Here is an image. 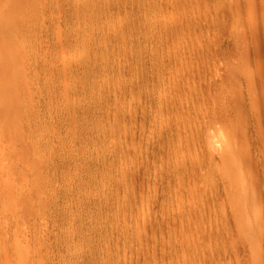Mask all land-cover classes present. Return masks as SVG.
<instances>
[{
    "label": "rangeland",
    "instance_id": "rangeland-1",
    "mask_svg": "<svg viewBox=\"0 0 264 264\" xmlns=\"http://www.w3.org/2000/svg\"><path fill=\"white\" fill-rule=\"evenodd\" d=\"M263 72L264 0H0V264H264V213L240 217L238 179L190 193L166 134L178 97L264 115ZM261 118L238 161L264 158Z\"/></svg>",
    "mask_w": 264,
    "mask_h": 264
},
{
    "label": "bare ground",
    "instance_id": "bare-ground-1",
    "mask_svg": "<svg viewBox=\"0 0 264 264\" xmlns=\"http://www.w3.org/2000/svg\"><path fill=\"white\" fill-rule=\"evenodd\" d=\"M252 55V54H251ZM249 56V55H248ZM254 56H256V55H254ZM243 59H245V58H243ZM240 62H242L241 60H240ZM239 62V63H240ZM238 63V64H239ZM255 63V62H254ZM168 64V63H167ZM170 64V63H169ZM177 64V63H176ZM181 64V63H180ZM180 64H179V66H180ZM243 64H244V61H243ZM243 64H241L242 66H243ZM236 66V65H235ZM246 66H247V64H246ZM256 66V65H255ZM258 66V65H257ZM168 67V66H167ZM175 67V66H174ZM176 67H177V65H176ZM249 67V66H248ZM252 67V66H251ZM180 68V67H179ZM258 68V67H257ZM166 69H168V68H166ZM171 69V68H170ZM173 69V68H172ZM175 70V69H174ZM178 70V69H177ZM176 70V71H177ZM181 70V69H180ZM249 70V69H248ZM263 70V69H262ZM168 71H169V69H168ZM167 71V72H168ZM179 71V70H178ZM183 71V70H182ZM208 71V70H207ZM211 71V70H210ZM218 71V70H217ZM236 71H239V70H236ZM243 71V69L241 70V71H239V72H242ZM258 71V70H257ZM239 72H237V73H239ZM248 72V71H247ZM247 72L246 73H244V71H243V74L245 75V77L243 76L242 78H246L245 80H247V83H246V85H247V94L249 95V96H246V97H248V99L250 98V96H251V100H252V95H251V93L249 94V92H251V91H249V89L251 90L252 89V79H254L255 77V75L253 76V75H247L246 76V74H247ZM169 73V72H168ZM173 73H175V72H173ZM178 73V72H177ZM176 73V74H177ZM181 73V72H180ZM217 73V72H216ZM220 73V72H219ZM257 73V72H256ZM264 73V72H263ZM240 74V73H239ZM202 75V74H201ZM236 75V74H235ZM258 75V74H257ZM262 75V74H261ZM260 75V76H261ZM176 76V75H175ZM174 76V77H175ZM189 76V75H188ZM241 76V75H240ZM259 76V75H258ZM167 77V76H166ZM168 77H173L172 76V74H168ZM168 77H167V79H168ZM191 77V76H190ZM197 77H198V75H197ZM203 77V76H202ZM216 77H218V76H216ZM170 78H169V80H170ZM176 78H178L177 76H176ZM171 79H173V78H171ZM183 79V78H182ZM181 78H180V80H182ZM189 79V78H188ZM194 79V78H193ZM192 79V80H193ZM222 79V78H221ZM176 80L178 81V79H175V82H176ZM190 80H191V78H190ZM189 80V81H190ZM197 80V79H196ZM241 80V79H240ZM244 80V79H243ZM259 80V79H258ZM263 80V79H262ZM174 81V80H173ZM194 81V80H193ZM203 81V80H202ZM206 81V80H205ZM239 81V80H238ZM168 82V81H167ZM167 82H166V85H167ZM170 82H172V80L170 81ZM170 82H169V84H170ZM174 82V83H175ZM182 82V81H181ZM187 82V81H186ZM185 82V83H186ZM216 82V81H215ZM242 82V81H241ZM260 82V81H259ZM179 83V82H178ZM189 83V82H188ZM187 83V84H188ZM204 83V82H203ZM208 84H209V82H207ZM214 83V82H213ZM169 84H168V86H169ZM173 84V83H172ZM171 84V86H173L174 87V84L172 85ZM186 84V85H187ZM192 84V83H191ZM199 84V83H198ZM208 84L206 85V86H208ZM221 84V83H220ZM254 84V86H256L255 85V83H253ZM263 84V83H262ZM262 84H261V86H262ZM180 85H182V83L180 84ZM185 85V84H184ZM190 85V84H189ZM195 85V84H194ZM197 85V84H196ZM196 85H195V87H196ZM224 85V84H223ZM243 85V84H242ZM245 85V84H244ZM243 85V86H244ZM258 85V84H257ZM201 86V85H200ZM260 86V85H259ZM260 86V87H261ZM173 87H171V88H173ZM189 87V86H188ZM198 87V86H197ZM202 87V86H201ZM204 87V86H203ZM218 87V86H217ZM175 88H177V87H175ZM187 88V87H186ZM191 88V87H190ZM200 88V87H199ZM209 88H210V86H209ZM262 88V87H261ZM170 89V88H169ZM185 89V88H184ZM184 89H183V92H184ZM195 89V88H194ZM193 89V90H194ZM203 89H205V88H203ZM217 89V88H216ZM221 89H222V87H221ZM263 89V88H262ZM176 90V89H175ZM179 89L177 88V90L176 91H178ZM187 90H189V89H187ZM193 90H192V92H193ZM244 90V89H243ZM255 90H258V89H256L255 88ZM254 90V91H255ZM172 91H174V89L172 90ZM198 91V90H197ZM205 91H206V89H205ZM205 91H203V92H205ZM210 91V90H209ZM217 91H219V90H216V92ZM221 91V90H220ZM254 91L252 92V93H254ZM167 92H168V90H167ZM171 92V91H170ZM183 92H182V94H183ZM191 92V90L189 91V93ZM195 92V91H194ZM200 92V91H199ZM177 94H178V92H176ZM186 93V92H185ZM189 93H187L188 95H189ZM201 93V92H200ZM210 93H212V92H210ZM210 93H209V95H210ZM244 93V92H243ZM242 93V94H243ZM173 94H174V92H173ZM206 93H204V95H205ZM208 94V93H207ZM214 94V93H213ZM246 94V95H247ZM257 94V93H256ZM262 94V93H261ZM168 95H171V94H169L168 93ZM191 95V94H190ZM190 95H189V97H190ZM254 95V94H253ZM163 96V95H162ZM165 96V95H164ZM178 96V95H177ZM182 96H184V97H186V95H182ZM215 96H216V94H215ZM220 96V95H219ZM172 97H173V95H172ZM175 97V96H174ZM196 97V96H195ZM211 97V96H210ZM169 98H170V96H169ZM168 98V99H169ZM187 98H188V96H187ZM191 98V97H190ZM203 98V97H202ZM239 98V97H238ZM264 98V97H263ZM167 99V98H166ZM176 98H174V100H175ZM177 99H179V97L177 98ZM176 99V102L175 103H172V101H171V103H172V106H173V109H176V108H178V107H180L181 108V110L180 111H178V115H179V117L178 118H176L177 119V121L175 122V126H170L169 127V129H167V131H166V134H170V135H172V137L176 140V142H177V145L176 146H178V149H177V151H176V157H178V159H184L183 158V156L184 155H186L187 153H192V152H194V154H191L192 156L194 155V158H189V159H187L186 161L184 160L183 162H185L184 163V165L182 164V167L184 166V168H185V166L186 167H188V168H185L186 169V172L188 171L189 173H190V175L191 174H193L192 176H193V178H194V180H193V182H188V181H185V182H188L189 184H190V187L188 186L187 188H189L188 190H189V192L190 193H192L193 195H196V196H200V194L201 193H205V197H208V195H213L212 193L213 192H216L215 191V187L217 186V183L219 182V180L220 181H222V183L223 184H225L227 187H229L232 191L234 190L233 188L234 187H232V184L230 183L231 182V178H232V180L233 179H238V183H237V185H235V187H236V192H237V196H238V194L240 195V196H242V197H244V200H240V204L243 206V208H246L245 210H243L242 212H241V215H240V217L241 216H244V215H246L247 216V218H248V216H250V215H252V216H254V218L256 219V224L254 225V227L257 225V227H261V225H262V220H261V218H260V215L262 216V214L264 213V210H263V206H264V190H262V189H264V158H259V157H256V158H254V156L253 155H249L250 157L246 160V161H238L239 159V156H241L242 155V152L245 150L244 148H247V145L249 144V141H248V132H250L251 130H253V129H257V127L259 126L260 127V124H262L263 125V123H262V121H261V123L260 122H258V120L262 117V113H261V111L257 108L258 106L257 105H255L254 103H253V101H251V100H249L250 102H251V104L249 105V106H247L246 104H244V102L242 103L241 102V105L239 104V105H237V103H235V106L236 107H232V106H234L233 104L234 103H232V104H223V106L221 107V108H219V110L217 109H215L216 110V112H215V110H214V112L211 114L210 112V114H206L205 113V111L206 110H204V109H201V110H199L198 109V107H197V109L195 108V109H191L190 108V106H189V108L190 109H188L187 107H186V103H185V100H183V99H181V101L180 100H177ZM193 99H194V97H193ZM215 99V97H213V100ZM162 100V99H161ZM160 100V101H161ZM174 100H173V102H174ZM206 100V99H205ZM238 100V99H237ZM169 101V100H168ZM187 101V100H186ZM199 101V100H198ZM200 101H201V99H200ZM236 101V100H235ZM245 101V100H244ZM264 101V100H263ZM165 102V100L163 101V103ZM190 102H191V100H190ZM195 102V101H194ZM193 102V103H194ZM197 102V101H196ZM203 102V101H202ZM206 102V101H205ZM260 102V101H259ZM166 103V102H165ZM167 103H170V102H167ZM188 103V102H187ZM209 103V102H208ZM229 103H230V101H229ZM257 103V102H256ZM162 104V103H161ZM191 104V103H190ZM206 104H207V102H206ZM242 104H243V106H242ZM253 104L255 105V107H256V109H258V111L257 110H254V107H253ZM165 105V104H164ZM197 105V104H196ZM167 106H168V104L166 105V108H167ZM170 106H171V104H170ZM172 106H171V108L170 109H172ZM195 106V105H194ZM238 106V107H237ZM260 106V105H259ZM262 106V105H261ZM202 107V106H201ZM160 108V107H159ZM165 108V107H164ZM206 108V107H205ZM211 108V107H210ZM210 108H209V110H210ZM215 108V107H214ZM233 108V109H232ZM248 108V109H247ZM260 108V107H259ZM170 109H168V110H170ZM164 110H166V109H164ZM173 111V110H172ZM171 111V112H172ZM219 111H221V112H219ZM170 112V111H169ZM170 112V113H171ZM175 112V111H174ZM174 112H173V115H174ZM179 112H180V114H179ZM208 112V111H207ZM166 113H167V111H166ZM177 113V112H176ZM185 114L187 115V116H189V118H190V120H188L187 119V117L185 116ZM182 115H184L185 117H186V122H187V120L188 121H192V123H185V122H181V121H179V120H181L180 119V116H182ZM211 115V116H210ZM172 116V115H171ZM264 116V115H263ZM171 118H174V117H171ZM262 118H264V117H262ZM261 118V119H262ZM168 119V118H167ZM170 119V118H169ZM166 120V119H165ZM175 120V118L173 119V121ZM263 120V119H262ZM209 121L211 122V123H209ZM166 123H167V120L165 121ZM171 122V121H170ZM178 122H180V123H178ZM174 123V122H173ZM177 123V124H176ZM260 123V124H259ZM168 126V125H167ZM258 127V128H259ZM215 129V130H214ZM263 129V128H262ZM261 129V130H262ZM212 130H214V131H219V132H221L222 130H224V131H229V135H228V139L229 140H227V142H225V143H222L221 144V142H219L220 144V146H221V148L219 149H217L216 148V150H218V153H219V156H220V161L222 162L221 164H223V166H224V171L226 172V178L224 179L223 177L221 178V176H217V174H216V172L218 173V171H216V166L219 164V163H217V165L215 166V168H214V165L212 164V163H214L215 162V160H216V158H218L219 156H218V154L216 155V156H218V157H215V160L212 162L211 161V158H210V160H208V157H207V151L209 150V149H207L208 147H210L211 145H212V147L214 148V146H215V144L217 145L218 143H214V145H213V143L212 142H208V140L210 139V138H212V136L210 135V134H212V133H210V132H212ZM164 131H165V129H164ZM163 131V132H164ZM214 131H213V134L215 135V133H214ZM254 131V130H253ZM160 132V131H159ZM223 132V131H222ZM241 132V133H240ZM165 133V132H164ZM218 133V132H217ZM212 134V135H213ZM264 134V133H263ZM162 135V134H161ZM239 135H242V138L241 137H239ZM254 135V134H253ZM209 136H210V138H209ZM225 136V135H224ZM258 136L259 135H257V136H254V137H257V141L259 140V139H261V138H259L258 139ZM261 136V135H260ZM214 137H218L217 135L216 136H214ZM244 137H246V138H244ZM166 138V137H165ZM164 138V139H165ZM168 138V137H167ZM167 138H166V142H167ZM209 138V139H208ZM264 138V137H263ZM208 139V140H207ZM215 139H217V138H215ZM244 139V141H242ZM246 139H247V141H246ZM169 140H171V138L169 139ZM251 140V139H250ZM262 140V139H261ZM171 141H173V140H171ZM170 141V142H171ZM214 142L216 141V140H213ZM222 141V140H221ZM253 141V140H252ZM250 142V143H252L253 144V142L255 141L256 142V140L254 139V141L253 142ZM174 142V141H173ZM175 142V143H176ZM263 142V141H262ZM168 143V142H167ZM258 143H260V142H257V144ZM169 144V143H168ZM255 144V143H254ZM170 145H172L171 143H170ZM246 145V146H245ZM250 145V144H249ZM259 145V144H258ZM174 146V145H173ZM206 146V147H205ZM260 146V148L262 149V147L264 146V145H259ZM262 146V147H261ZM212 147H211V149H212ZM175 148V147H174ZM177 148V147H176ZM256 148H258V147H256ZM255 148V149H256ZM174 150V149H173ZM215 150V148L214 149H212V151H214ZM215 150V151H216ZM256 150H260V149H256ZM264 150V149H263ZM211 151V150H210ZM215 151H214V154H215ZM173 152V151H172ZM175 152V151H174ZM217 152V151H216ZM264 152V151H263ZM260 153V152H259ZM174 154V153H173ZM210 154H212V153H210ZM254 154V153H253ZM209 156H211V155H209ZM186 157V156H185ZM191 157V156H190ZM241 160V159H240ZM243 160V159H242ZM253 160H254V162H253ZM182 161V160H181ZM178 162V161H177ZM212 162V163H211ZM180 163V162H179ZM255 163V164H254ZM178 164V163H177ZM215 164V163H214ZM220 164V165H221ZM252 164H254L253 166H252ZM180 165V164H179ZM181 166V165H180ZM179 167V166H178ZM252 167V168H251ZM230 168H231V171H232V174H229V171H230ZM184 169V170H185ZM176 169H174V171H175ZM180 170V169H179ZM178 170V171H179ZM255 170H258L259 171V173H260V175H255L254 173H255ZM181 172V171H180ZM178 173V172H177ZM184 173V172H183ZM214 173L216 174L215 176L216 177H212L213 175H214ZM256 173H258L257 171H256ZM188 173H186V176L188 177V175H187ZM183 175V174H182ZM189 175V176H190ZM210 176H211V179H209L210 180V182H206L204 185H205V187L204 188H201V187H198V183L199 182H197V181H199V180H203V179H207V178H210ZM189 180H190V177H189ZM191 181H192V179H191ZM201 182V181H200ZM216 183V184H215ZM220 183V182H219ZM200 184V183H199ZM263 185V186H262ZM201 188V189H200ZM262 188V189H261ZM202 195V194H201ZM204 195V194H203ZM250 208V209H249ZM189 211L191 212V214H193V212H194V209L193 208H189ZM263 212V213H262ZM190 214V213H189ZM246 216H244V218L246 217ZM184 217H185V215H184ZM186 218H187V216H186ZM243 218V217H242ZM243 218V219H244ZM246 218V219H247ZM243 221V220H242ZM194 222V221H193ZM196 223V222H195ZM191 224V223H190ZM190 224L188 225V226H190ZM197 224V223H196ZM195 224V225H196ZM192 226H194V225H192ZM263 226V225H262ZM196 227V226H195ZM259 227V228H260ZM193 228V227H192ZM251 229V228H250ZM257 231H258V229H257ZM249 233V232H248ZM260 233H261V230H260ZM251 234H252V232H251ZM256 234H258L257 232H256ZM251 236H253V235H251ZM258 237V236H257ZM261 238V237H260ZM262 239H263V237H262ZM263 241H264V239H263ZM259 242V241H258ZM260 249V248H259ZM262 250V249H261ZM263 253V252H262ZM261 256V255H260ZM263 256V255H262ZM261 256V257H262ZM259 257V256H258ZM252 263H255V262H252Z\"/></svg>",
    "mask_w": 264,
    "mask_h": 264
}]
</instances>
